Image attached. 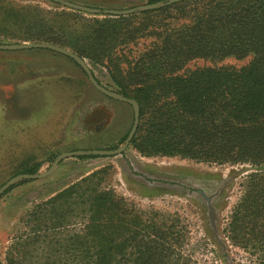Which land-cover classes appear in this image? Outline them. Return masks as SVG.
I'll use <instances>...</instances> for the list:
<instances>
[{"label": "trees", "instance_id": "16d2710c", "mask_svg": "<svg viewBox=\"0 0 264 264\" xmlns=\"http://www.w3.org/2000/svg\"><path fill=\"white\" fill-rule=\"evenodd\" d=\"M59 7L0 0V43H52L105 67L115 92L140 106L130 145L141 156L249 165L225 233L264 264V0H183L128 15L101 12L103 18ZM172 12L181 21L164 24L161 15ZM147 35L155 38L130 58V45ZM250 54L253 59L240 68L186 69L195 59ZM120 103L132 113L118 146L134 120L132 106ZM94 157L100 156L79 158ZM40 167L33 162L21 173ZM106 172L94 171L30 208L5 264H196L187 224L103 187Z\"/></svg>", "mask_w": 264, "mask_h": 264}, {"label": "rangeland", "instance_id": "374dc122", "mask_svg": "<svg viewBox=\"0 0 264 264\" xmlns=\"http://www.w3.org/2000/svg\"><path fill=\"white\" fill-rule=\"evenodd\" d=\"M11 1L50 11L62 6L50 0ZM70 1L101 10H127L149 4L150 0ZM83 14L88 18L104 17L103 14ZM162 16L164 24L176 25L181 21L172 17L178 16L174 12ZM140 21L141 17L137 18V22ZM154 38L147 35L130 45V58L144 51ZM11 43L1 41L0 44ZM253 57L250 54L244 58L195 59L186 69L240 68ZM85 60L101 84L115 91L106 68ZM131 113L128 105L96 90L83 69L65 55L48 49L0 50V186L23 174L21 171L30 163L41 162L38 173L43 174L63 152L118 146L130 126ZM52 156L55 157L50 161ZM105 167L103 187L114 189L142 209L178 215L187 224L196 264H259L255 255L233 246L225 233L231 212L241 196V183L251 171L249 165H218L181 157H144L131 145L116 156L67 158L49 175L37 180L22 179L3 194L0 197L2 263H6L7 253L23 233V217L30 208Z\"/></svg>", "mask_w": 264, "mask_h": 264}, {"label": "water", "instance_id": "95a60500", "mask_svg": "<svg viewBox=\"0 0 264 264\" xmlns=\"http://www.w3.org/2000/svg\"><path fill=\"white\" fill-rule=\"evenodd\" d=\"M55 3H60L63 7L84 12L87 14L97 15L101 12L116 16V15H128L139 11L149 10V9H156L165 5L173 4L176 2H181L183 0H168L167 2H160V3H153V4H146L139 7L127 9V10H101L98 8L89 7L86 5L74 3L68 0H50ZM27 49H48L55 51L57 53L63 54L65 56H68L75 60L80 67L83 69V71L86 73L87 78L89 82L93 85V87L101 92L102 94L106 95L109 98H112L116 101H120L123 103H128L132 106L133 112H134V120L131 127V130L124 142L121 146H119L116 149L107 150V149H91V150H75V151H69V152H63L60 155H58L53 163V166L43 174L35 173V174H20L17 176L12 177L9 179L4 185L0 187V197L11 187H13L15 184H17L20 180L29 179V180H37L40 178H43L50 173H52L58 165L65 159L71 158V157H81V156H89V155H99V156H116L120 155L125 152V150L129 147L131 144V141L133 137L136 134L137 128L139 126L140 122V106L138 102L134 99L128 98L120 93H117L115 91H112L105 86H103L99 81L96 79V77L93 75V71L91 70L89 64L86 62L85 59H83L81 56L77 55L76 53L61 47L56 44L52 43H44V42H34V43H11V44H0V50H6V51H17V50H27ZM205 196V194H203ZM1 264V259H0Z\"/></svg>", "mask_w": 264, "mask_h": 264}, {"label": "crops", "instance_id": "0c3cea01", "mask_svg": "<svg viewBox=\"0 0 264 264\" xmlns=\"http://www.w3.org/2000/svg\"><path fill=\"white\" fill-rule=\"evenodd\" d=\"M24 43H31V42H24ZM27 50H29V49H27ZM52 51V50H51ZM55 52V51H54Z\"/></svg>", "mask_w": 264, "mask_h": 264}]
</instances>
